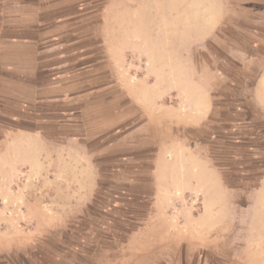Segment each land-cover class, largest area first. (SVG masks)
I'll use <instances>...</instances> for the list:
<instances>
[{"label": "rangeland", "instance_id": "obj_1", "mask_svg": "<svg viewBox=\"0 0 264 264\" xmlns=\"http://www.w3.org/2000/svg\"><path fill=\"white\" fill-rule=\"evenodd\" d=\"M232 2L103 0L91 8L97 37L82 46L100 69L84 74L89 95L68 106L66 135L57 136L56 120L36 125L32 113L14 120L13 107L10 120L0 117V256L264 264V103L252 99L261 72L229 54L242 42L250 52L264 44L248 31L256 25L226 16ZM205 95L214 113L191 126ZM91 172L93 197L80 203Z\"/></svg>", "mask_w": 264, "mask_h": 264}, {"label": "crops", "instance_id": "obj_2", "mask_svg": "<svg viewBox=\"0 0 264 264\" xmlns=\"http://www.w3.org/2000/svg\"><path fill=\"white\" fill-rule=\"evenodd\" d=\"M232 1L227 5L229 9L226 16L238 17L245 24L256 25L248 31L263 42L258 47H263L264 0ZM102 2L103 0H0V117L10 120L13 107L17 111L13 115L14 120L25 123L28 114L32 113L29 119L35 120L36 125L42 120H56L53 123L57 127L55 133L58 137L66 135V127L60 121L71 118L73 112L66 111L68 106L83 104L82 99L89 95L88 90L83 88L84 74L100 69L99 66L92 67L89 60L92 54L84 53L82 43L85 39L97 37V32L93 33L91 30L92 25L94 28L97 26L92 24L91 8L98 6L100 9ZM249 7L255 10L254 14L247 11ZM97 12L101 14V11ZM246 12L250 14L249 17ZM223 16L221 12L217 21ZM100 26L98 22V27ZM99 34L100 32L98 36ZM246 46L242 42V47L234 48L229 54L242 63L246 71L259 67L261 74L253 85L252 99L262 105L264 52L262 49H251L250 52L244 48ZM201 110V115L191 126L203 125L214 113L211 96H204ZM42 132L35 134L43 136ZM67 145L69 143L65 146ZM93 174L88 180L90 192L80 203L88 202L93 197L96 184ZM128 218H122L126 227L127 223L132 224V220ZM135 231L136 229H128L125 232L133 234ZM115 238H110V241ZM12 251L16 250L11 248L8 252ZM13 259L0 256V264H22L19 258L12 262Z\"/></svg>", "mask_w": 264, "mask_h": 264}, {"label": "trees", "instance_id": "obj_3", "mask_svg": "<svg viewBox=\"0 0 264 264\" xmlns=\"http://www.w3.org/2000/svg\"><path fill=\"white\" fill-rule=\"evenodd\" d=\"M91 236L93 235V234H90ZM94 236V235H93Z\"/></svg>", "mask_w": 264, "mask_h": 264}]
</instances>
